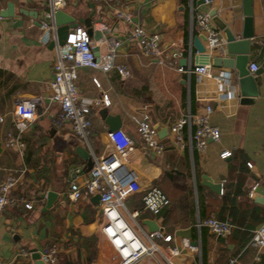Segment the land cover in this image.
I'll return each mask as SVG.
<instances>
[{"label":"crops","instance_id":"obj_1","mask_svg":"<svg viewBox=\"0 0 264 264\" xmlns=\"http://www.w3.org/2000/svg\"><path fill=\"white\" fill-rule=\"evenodd\" d=\"M62 1L64 6L59 10L77 19L86 18L90 14L87 5L95 3L99 21H94L92 45L101 35L99 29L110 27L120 41L115 64L128 66L131 76L123 80L115 69L79 67L77 88L91 101L88 143L74 135L69 122L56 126L59 107L49 100L48 88L54 77L56 46H50L52 34L45 43L40 41L41 22L34 18L36 13L39 17L50 13L51 2L0 0V182L8 171L18 175L11 190L18 203L0 214V259L6 264H35L33 252L59 243L58 264H114L113 250L100 230L101 215L94 196L75 201L68 196L70 183L82 186L89 177L85 161L75 148L81 146L99 157L111 151L105 111L120 118V128L135 142L128 166L138 173L141 187L156 185L170 199V205L158 215L142 208L141 193L128 196L124 204L129 212H139L135 221L141 231L148 233L144 221L150 219L171 236L170 241L158 239V243L181 250L174 264H201L203 245L207 264H264V248L245 250L250 233L264 222V205L254 201L257 191L264 189V69L253 75L258 90L253 103L241 104L235 68L214 67L210 60L202 63L209 64L210 75L199 76L194 70L199 64L193 61L197 53L194 42L204 34L193 24L194 13L215 10L226 26L238 32L242 28V0H212L209 6L200 0ZM8 5L13 16L1 17ZM117 9L129 11L134 22L160 35L162 63L140 51L129 26L115 20L113 12ZM252 12L253 37L247 68L250 63L260 67L264 61V0H253ZM219 36L225 44L220 29ZM173 52L180 55L174 59ZM212 55L234 57L224 52ZM179 66L185 71H178ZM220 73L227 77L226 89L235 91L234 98H227L217 89L215 77ZM93 78L98 80V86ZM103 94L108 96L109 105L103 103ZM34 98L39 100V113L23 135L24 150L7 148L4 138L12 127L15 105ZM207 104L213 108L209 121L221 132L219 141L209 140L205 150L199 151L189 142L193 127L185 126V146L178 147L169 124L188 110L202 113ZM143 109L152 123L167 125L165 136H158L163 145L161 153L139 140L134 119ZM224 150L231 154L222 158ZM206 177L221 185L219 193L203 183ZM188 189L191 198L186 195ZM47 191L56 195L49 206ZM223 196L227 198L225 202ZM24 202H31L32 208H25ZM200 208L206 217L231 222L232 233L218 238L207 228H198ZM183 240L196 246L197 251L182 248ZM21 248L30 254L16 256ZM257 253L259 262L255 260ZM231 259L235 261L231 263Z\"/></svg>","mask_w":264,"mask_h":264},{"label":"built area","instance_id":"obj_2","mask_svg":"<svg viewBox=\"0 0 264 264\" xmlns=\"http://www.w3.org/2000/svg\"><path fill=\"white\" fill-rule=\"evenodd\" d=\"M94 1L99 3L102 0ZM50 2L51 10L50 13L46 14L48 18L64 6L62 0H50ZM211 3L212 0H204L206 6ZM113 16L116 21L129 26L132 40L145 56L156 58L160 63L164 61V50L158 33L149 32L140 23L134 22L131 13L125 9L114 10ZM192 19L193 24L206 36V46L209 49L223 46L224 41L219 36V28L214 24L208 9L195 12ZM41 29L40 41L42 43L48 41L50 34L53 35V39L55 38L56 27L54 25L48 26L41 23ZM99 31L101 35L94 40V46L98 49L97 56L94 55L91 35L85 27H76L69 32L66 41L56 46V60L53 64L54 77L48 83L49 100L59 107L55 125L60 126L65 121L69 122L74 135L87 143L91 126L89 117L91 101L83 97L77 88V69L79 67H92L104 71L115 69L123 80L131 76L128 66L115 64L116 51L120 46L119 39L108 26H102ZM179 55L178 52H173L171 57L175 59ZM209 68V64L206 63L197 65L194 70L199 76H208L210 75ZM257 69L256 63H250L248 66L251 74ZM177 70L185 71L181 66L177 67ZM215 79L217 89L224 92L227 98L231 99L236 96L235 91L226 89L227 77L224 74L220 73ZM93 82L95 85H99L97 79L93 78ZM101 98L105 105H109L110 100L106 94H103ZM38 102L37 98L26 99L15 105L12 127L6 132L4 138V145L7 148L19 152L24 150L23 135L30 123L37 117ZM212 111V106L207 104L202 113L193 114L188 110L172 121L169 124V132L173 142L180 148L185 146L183 138L185 126L193 127L189 142L199 151L205 150L209 140L219 141L220 129L209 121ZM134 120L140 142L156 153H161L163 145L158 138L155 124L152 123L146 110L143 109ZM2 121L3 117L0 116V122ZM107 136L111 151L100 157L91 154L93 165L89 170V177L82 186L74 182L70 183L69 198L75 201L81 197L99 195L100 230L113 250L112 260L114 264H135L145 256H153L155 252H159L170 264H173L169 259L179 255L181 250L177 247L162 248L158 243V239L164 242L170 241L171 236L160 231L151 233L141 231L135 221L139 212L137 210L129 212L124 204L128 196L141 193L142 208L152 215H158L170 205V199L156 185L143 189L138 173L128 166L135 144L133 138L121 128L108 131ZM230 154L229 150H224L220 156L225 158ZM247 166L251 168L252 164L248 162ZM17 182L18 175L13 170L8 171L0 182V214L6 208L18 203V200L11 195V190ZM250 196H252L251 193ZM23 205L25 208H32L31 202H24ZM196 226L198 228L204 226L213 235L220 238L228 237L233 229L231 222L214 216L197 220ZM246 245L258 251L264 248V222L254 229ZM182 248L197 251V247L188 240L182 241ZM60 252L59 243H53L49 247L37 251V254L44 263L58 264ZM29 254L27 249L21 248L16 256L25 257ZM255 260L260 261L259 253L255 256ZM234 261L235 259L230 260L231 263ZM0 264L6 263L0 259Z\"/></svg>","mask_w":264,"mask_h":264},{"label":"water","instance_id":"obj_3","mask_svg":"<svg viewBox=\"0 0 264 264\" xmlns=\"http://www.w3.org/2000/svg\"><path fill=\"white\" fill-rule=\"evenodd\" d=\"M200 3H204V0H200ZM253 0H242V28L240 31L236 32L231 30L225 23H223L216 15L215 10H212L209 15L212 17L214 24L224 33L225 44L222 47H214L209 49L206 44V36L201 34L200 39L194 42L196 47V55L193 56V61L201 65L202 63L209 62L211 60L214 67H227L235 68L237 71V84L240 93L241 104H251L253 103L255 97L258 95L256 80L253 75L259 74L264 69V61L261 63L260 67L251 74L247 68L248 55L250 51V39L253 37V12H252ZM87 7L90 9V14L86 18H79L69 16L63 11L58 10L54 12L52 17L48 18L46 15L40 16L36 13L34 18H39L41 23L48 26L54 25L55 38L50 42V46H57L63 44L71 29H74L79 24H82L87 29L89 35L93 32L94 21L97 18L96 5L94 2H90ZM12 7L8 5L7 12L1 14V17H12ZM99 21V20H98ZM236 25V21L233 22V26ZM234 31V32H233ZM94 55H98V49L93 47ZM224 52L225 54L233 55L234 57H221L212 55V53ZM39 113V110L37 109ZM105 115V121L108 126V130L112 131L120 128V118L118 116H110L103 112ZM155 130L158 136L163 137L167 133V125H161L159 123L155 124ZM75 152L85 161V168L90 170L93 165V159L88 150L78 146L75 148ZM211 190L219 193L221 190V185L219 183H212L206 177L203 182ZM259 194L254 198L256 203L264 205V189L258 190ZM55 193L53 191H47L45 197L47 198L48 206L53 202L55 198ZM94 199L98 202L99 195H95ZM144 224L147 225L148 233L153 231L164 232L162 227H159L153 220H145ZM32 257L35 264H47L39 259V255L33 252Z\"/></svg>","mask_w":264,"mask_h":264},{"label":"rangeland","instance_id":"obj_4","mask_svg":"<svg viewBox=\"0 0 264 264\" xmlns=\"http://www.w3.org/2000/svg\"><path fill=\"white\" fill-rule=\"evenodd\" d=\"M167 195V194H166ZM164 248V246L161 244ZM174 264L175 259L171 257L169 259ZM135 264H170L159 252H155L154 255L145 256Z\"/></svg>","mask_w":264,"mask_h":264},{"label":"trees","instance_id":"obj_5","mask_svg":"<svg viewBox=\"0 0 264 264\" xmlns=\"http://www.w3.org/2000/svg\"><path fill=\"white\" fill-rule=\"evenodd\" d=\"M183 0H181V2H182ZM194 1H196V0H194ZM186 195L188 196V197H192V193H191V190H187L186 191ZM227 200V198L226 197H224L223 196V201L225 202ZM206 218V216L204 215V212L202 211V208H200V219L201 220H203V219H205ZM220 219L222 220L223 218L222 217H220ZM204 228H206V227H204V226H202L201 227V229H204ZM232 233V232H231ZM251 233H250V235H249V237H248V240L250 239V237H251ZM218 238H220V237H218ZM248 240H247V242H248ZM247 242L245 243V245L247 244ZM244 245V246H245ZM246 249H254L253 247H250V246H245V250ZM201 264H207V258H206V250H205V247H204V245H203V247L201 248Z\"/></svg>","mask_w":264,"mask_h":264}]
</instances>
